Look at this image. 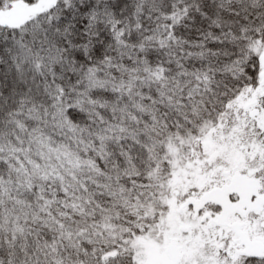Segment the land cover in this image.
Returning <instances> with one entry per match:
<instances>
[{
	"label": "snow or ice",
	"instance_id": "snow-or-ice-1",
	"mask_svg": "<svg viewBox=\"0 0 264 264\" xmlns=\"http://www.w3.org/2000/svg\"><path fill=\"white\" fill-rule=\"evenodd\" d=\"M0 264H264V0H0Z\"/></svg>",
	"mask_w": 264,
	"mask_h": 264
}]
</instances>
